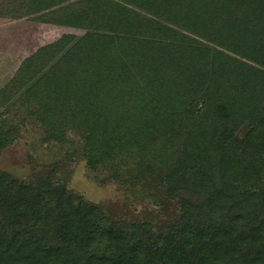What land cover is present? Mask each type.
I'll return each instance as SVG.
<instances>
[{
	"label": "trees",
	"instance_id": "16d2710c",
	"mask_svg": "<svg viewBox=\"0 0 264 264\" xmlns=\"http://www.w3.org/2000/svg\"><path fill=\"white\" fill-rule=\"evenodd\" d=\"M6 14L95 31L38 49L10 85L31 81L19 100L45 131L79 133L93 170L152 205L124 221L65 187L87 242L42 262L41 242L22 243L38 189L12 188L0 264H264V0H20ZM15 137L0 121V150Z\"/></svg>",
	"mask_w": 264,
	"mask_h": 264
},
{
	"label": "rangeland",
	"instance_id": "374dc122",
	"mask_svg": "<svg viewBox=\"0 0 264 264\" xmlns=\"http://www.w3.org/2000/svg\"><path fill=\"white\" fill-rule=\"evenodd\" d=\"M19 3L20 0H4L0 9L5 13L0 14V91L4 90L0 94V121H11L16 130V137L0 150V197L15 187L38 189L31 217L23 224L22 243L41 242L43 251L39 260L45 262L67 243L87 242L81 235L82 223L78 218L69 219L73 209L66 208L60 200L65 187L78 191L107 208L114 218L124 221L151 220L148 210L152 200L144 197L141 203L135 196L126 198L127 189L125 193L117 182L109 181L110 171L93 170L81 155L79 133L67 130L64 140L55 139L21 104L19 99L32 82L15 88L10 81L26 58L66 33L82 35L95 31L42 20L43 13L18 17L6 14L7 9H14ZM52 182L60 191L45 189ZM164 218L156 217V220L160 222Z\"/></svg>",
	"mask_w": 264,
	"mask_h": 264
}]
</instances>
